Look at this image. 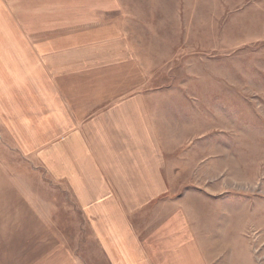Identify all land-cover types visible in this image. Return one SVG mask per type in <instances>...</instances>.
Segmentation results:
<instances>
[{"label":"crops","instance_id":"obj_1","mask_svg":"<svg viewBox=\"0 0 264 264\" xmlns=\"http://www.w3.org/2000/svg\"><path fill=\"white\" fill-rule=\"evenodd\" d=\"M121 3L0 0V35H15L0 42V121L34 172L14 178L0 162V264H81L41 212L60 200L85 213L109 264H206L202 252L211 255L189 225L183 233L174 194L217 158V140L195 144L190 93L152 88L161 59L138 55ZM221 164L204 171L213 177ZM153 214L158 226L140 237L137 225Z\"/></svg>","mask_w":264,"mask_h":264},{"label":"rangeland","instance_id":"obj_2","mask_svg":"<svg viewBox=\"0 0 264 264\" xmlns=\"http://www.w3.org/2000/svg\"><path fill=\"white\" fill-rule=\"evenodd\" d=\"M121 2L138 55L161 59L152 88L190 93L195 112L200 108L195 144L217 140V158L202 163L198 175L184 178L177 189L184 188L174 194V202H183V233H191L189 225L202 249L204 241L211 247L210 256L202 252L206 264H264V0ZM12 36L0 35V42ZM23 156L0 121V162L14 178L34 173L32 158ZM215 161L222 164L209 177L204 169ZM43 196L41 204L47 205ZM54 205L55 210L41 212L48 220L51 214L52 229L76 259L109 264L96 249L85 213L67 209L61 200ZM153 215L145 226L137 225L140 237L158 226L160 217Z\"/></svg>","mask_w":264,"mask_h":264}]
</instances>
